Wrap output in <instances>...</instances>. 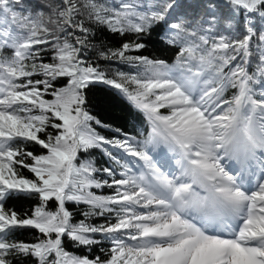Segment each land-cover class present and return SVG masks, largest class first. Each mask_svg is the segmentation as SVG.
I'll return each instance as SVG.
<instances>
[{
	"label": "snow or ice",
	"instance_id": "obj_1",
	"mask_svg": "<svg viewBox=\"0 0 264 264\" xmlns=\"http://www.w3.org/2000/svg\"><path fill=\"white\" fill-rule=\"evenodd\" d=\"M158 27L171 63L130 54ZM103 31L120 46L93 44ZM98 84L143 113L142 142L96 131ZM104 145L135 158L111 182L79 160ZM97 233L106 258L68 250ZM0 264H264V0H0Z\"/></svg>",
	"mask_w": 264,
	"mask_h": 264
},
{
	"label": "trees",
	"instance_id": "obj_2",
	"mask_svg": "<svg viewBox=\"0 0 264 264\" xmlns=\"http://www.w3.org/2000/svg\"><path fill=\"white\" fill-rule=\"evenodd\" d=\"M108 2H114V0H108ZM142 3H148L150 0H141ZM188 3L195 4L197 0H187ZM23 3V0H22ZM191 9L189 10V14L191 15ZM253 24L259 27L260 21L258 18H253ZM165 35V31H162L160 27L154 29L149 37H145L144 40L146 42V48L139 50L138 52L130 53L132 55H144L149 58H159L166 59L169 63H171L174 59V54L176 49L172 46L165 44L160 37ZM122 37L118 35L111 34L107 31L97 32L95 37L92 40V43L98 46H103V49L106 48H116L120 46V42ZM88 55L92 58L94 63H98L102 69L110 68L111 71L108 72L110 77H114L117 70L129 72L130 68L128 65L122 64L119 61H104L102 59H98L96 56V51L94 49H90ZM44 62H49V58H45ZM255 87L259 88V85ZM95 92V98L91 94L89 95V103L87 104L88 109L91 114L94 115L97 119L101 120L103 124L110 125V128H102L100 126H95L96 131L101 135L106 137L107 139H125L135 137L136 141L142 142L149 131V125L143 115L138 109H136L131 102L127 100L121 93L117 90L112 89L110 86H105L102 84L95 85L93 88ZM97 99H102V104H96L95 101ZM114 129H120L119 132L114 131ZM51 131V129H50ZM107 149L112 153V156L119 160L120 163L117 164L116 160L112 159L109 155H107L104 151ZM162 149V148H161ZM159 149L158 151H161ZM29 150H32L31 148ZM35 154H46V150H41L37 148L35 150ZM135 158L127 156L123 149L112 148L109 145H104L102 148H93L89 149L87 153L80 155L79 160L81 162L90 160L92 162V166L97 169V171L93 172L92 175L96 180L103 181L108 180L111 182L112 177H110L106 172L103 171L105 168H111L115 172V178L119 179L120 172L123 171L122 165L126 161H131ZM142 163V162H140ZM135 171V168L133 169ZM26 178H34V174L29 173L27 170H23ZM91 191L95 192L97 195H111L113 194V189L108 187H103L100 189H91ZM69 210L76 212L79 210L83 212L86 210L85 205H74L72 203H68L66 205ZM27 207V205L25 206ZM50 210L55 211V205H51ZM77 220L84 219L83 215H79L76 217ZM114 216H108V221H114ZM104 217L96 216L88 219L86 223H90L94 226H99L108 222ZM21 239H31L30 235L27 232ZM93 239L97 240L98 243L88 248H71L68 250L74 252L77 255H87L90 259H94L96 256H100L101 259L106 258L107 251L112 247V243L110 240L106 239L102 233H97L92 236ZM101 249H104L102 252Z\"/></svg>",
	"mask_w": 264,
	"mask_h": 264
},
{
	"label": "rangeland",
	"instance_id": "obj_3",
	"mask_svg": "<svg viewBox=\"0 0 264 264\" xmlns=\"http://www.w3.org/2000/svg\"><path fill=\"white\" fill-rule=\"evenodd\" d=\"M161 151H165V150L162 148ZM135 170H136V169H135Z\"/></svg>",
	"mask_w": 264,
	"mask_h": 264
}]
</instances>
